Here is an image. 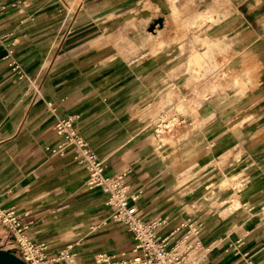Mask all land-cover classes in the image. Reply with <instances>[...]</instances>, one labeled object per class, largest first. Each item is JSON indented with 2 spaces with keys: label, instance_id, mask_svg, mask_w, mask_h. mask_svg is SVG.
Returning a JSON list of instances; mask_svg holds the SVG:
<instances>
[{
  "label": "crops",
  "instance_id": "1",
  "mask_svg": "<svg viewBox=\"0 0 264 264\" xmlns=\"http://www.w3.org/2000/svg\"><path fill=\"white\" fill-rule=\"evenodd\" d=\"M160 4L162 25L148 31L106 15L103 0H0V207L15 210L47 264L133 255L131 231L111 218L105 187L88 182L60 119L106 176L123 174L128 203L160 220L162 235L201 221L206 264H264V53L251 49L256 80L237 93L201 79L223 52L167 47L183 14L177 0ZM170 104L175 121L158 132ZM14 241L0 221V246Z\"/></svg>",
  "mask_w": 264,
  "mask_h": 264
},
{
  "label": "rangeland",
  "instance_id": "2",
  "mask_svg": "<svg viewBox=\"0 0 264 264\" xmlns=\"http://www.w3.org/2000/svg\"><path fill=\"white\" fill-rule=\"evenodd\" d=\"M103 1L113 3V8L105 14L116 16L119 23H123L125 18H134L142 26L147 23L148 26L144 29L152 31L149 26L155 19L161 18L160 15L164 12L160 2L166 1L169 5L174 0ZM177 3L178 13L183 14L182 20L170 21L172 25L166 35L167 47L175 48L178 41L179 49L186 52L191 51L197 43L196 48L200 49L197 51L198 58L204 53L206 44L210 43L223 53L213 55L209 68H205L202 71L204 73L200 74L201 79L214 82L215 85L217 82H225V86H230L231 92L236 93L239 85H244L245 82L254 84L256 58H253V54L251 56L250 51L259 49V52L264 53V0H177ZM172 16L175 15L168 17ZM157 27L156 23L154 28ZM121 31L126 34V27H122ZM210 33L213 39L208 38ZM254 37L257 38L256 41L250 42ZM189 38H192V42ZM207 38L208 41H205ZM106 43L107 46L111 45ZM240 92L243 93L244 90ZM175 111L172 104L159 109L156 128L164 124L170 127L175 121L172 120Z\"/></svg>",
  "mask_w": 264,
  "mask_h": 264
},
{
  "label": "built area",
  "instance_id": "3",
  "mask_svg": "<svg viewBox=\"0 0 264 264\" xmlns=\"http://www.w3.org/2000/svg\"><path fill=\"white\" fill-rule=\"evenodd\" d=\"M2 8L0 5V10ZM172 120H175L174 117ZM167 127L166 124L158 125L157 131ZM55 128L64 140L73 143L76 154L85 161L89 172L88 182L105 187L108 192L107 203L113 207L111 218L125 223L133 235V255L130 258L117 260L99 253L92 264H206L203 256L201 259L198 257L201 251L200 237L204 229L201 221H189L182 229L176 227L169 234L162 235L158 230L162 222L143 219L135 205L128 203L123 174L106 176L103 173L97 152L71 128L70 119L58 120ZM0 221L7 225L15 239L8 250L19 256L24 264H47L42 246L23 236L26 224L20 221L13 208L0 207ZM59 254L61 258L70 257L66 251H60Z\"/></svg>",
  "mask_w": 264,
  "mask_h": 264
},
{
  "label": "water",
  "instance_id": "4",
  "mask_svg": "<svg viewBox=\"0 0 264 264\" xmlns=\"http://www.w3.org/2000/svg\"><path fill=\"white\" fill-rule=\"evenodd\" d=\"M162 25V19L158 18L149 26V30H153L154 25ZM0 264H24V261L12 251L0 247Z\"/></svg>",
  "mask_w": 264,
  "mask_h": 264
},
{
  "label": "bare ground",
  "instance_id": "5",
  "mask_svg": "<svg viewBox=\"0 0 264 264\" xmlns=\"http://www.w3.org/2000/svg\"><path fill=\"white\" fill-rule=\"evenodd\" d=\"M157 49H158V48H157ZM160 134H161V133H160ZM198 257H200V259H201V257H202L201 253L198 254Z\"/></svg>",
  "mask_w": 264,
  "mask_h": 264
}]
</instances>
